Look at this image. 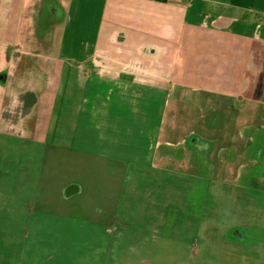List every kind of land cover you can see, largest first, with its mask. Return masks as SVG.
<instances>
[{"label":"rangeland","instance_id":"374dc122","mask_svg":"<svg viewBox=\"0 0 264 264\" xmlns=\"http://www.w3.org/2000/svg\"><path fill=\"white\" fill-rule=\"evenodd\" d=\"M61 4L58 0H36L31 15L39 28L43 27L42 19L49 17L52 26H63L59 33L60 52L74 66L98 48L106 47L110 24L119 23H102L104 38H100L94 14L89 13L91 0H79L81 16L77 18H66ZM66 5L75 6L76 2L70 0ZM216 25L211 23L202 32L195 25L180 22L178 35L184 31L185 36L167 42L173 53L164 61L174 62L179 74H173V82H182L183 74H188L193 93H187L186 101L178 95L168 98L171 84L160 89L164 107L160 133H140L160 123L150 116L153 110L160 109L154 99L158 88L141 87L147 78L137 70H129L133 86L127 94L115 91L111 102H106L105 96L98 102L105 101L113 116H108L102 105V116H93L92 88L77 94L85 99L83 110L76 107L68 117L63 113V123L66 119L77 128L72 135L74 148L56 163L57 173L42 175V159L54 158L53 154L47 155L41 144L25 141L18 155L20 166L11 174L12 179H0V210L8 216L2 220L4 228L0 230V264H57L48 262V256L61 260L59 264H133L135 259L148 260L150 264H230L233 260L235 264H264V200L238 198L230 185L219 181L232 180L237 167L232 166L231 172L223 166V159L230 153L226 150L233 147L241 153L248 142L245 131L262 123L256 111L264 107V53L259 56V65L250 64L249 59L253 49L262 48V41L264 46V34L253 30L228 37L220 33L222 23L219 29H215ZM120 56L116 60L121 61ZM236 56L243 61L237 63L240 69L234 74L238 85L234 87L231 80L220 84L223 59L234 60ZM132 63L143 66L145 75L154 70L139 65L143 64L140 60ZM68 79H72L71 75ZM215 110L218 112L211 115ZM113 135H117L119 144L111 145L109 138ZM190 135L198 143L190 141L187 145L188 155L181 169L163 168L166 162H172L166 156L170 151L159 154L156 143L161 140L168 150L174 145L184 147ZM149 143L153 149L147 157ZM71 181L82 189L76 200L50 209L47 222L40 214L29 222L33 199L25 194L27 188H36L40 199H47L57 186ZM190 186L209 197L201 209L188 207ZM55 210L61 211L55 214ZM168 212L174 215V221L165 226L164 215ZM161 217L162 223L158 220ZM241 220L248 224V240L237 245L228 234Z\"/></svg>","mask_w":264,"mask_h":264},{"label":"crops","instance_id":"0c3cea01","mask_svg":"<svg viewBox=\"0 0 264 264\" xmlns=\"http://www.w3.org/2000/svg\"><path fill=\"white\" fill-rule=\"evenodd\" d=\"M58 1L62 2V14H65L66 18L81 16L78 9L79 0H75L76 5L70 7L66 5L70 0ZM35 2L36 0H0V72L6 67V56L12 53H48L53 57L55 69L61 72L63 77L64 101L62 112L68 117L76 107L83 110L85 99L83 100L78 95L82 89L92 88L93 93L91 94L94 96L91 99L94 103L92 107L94 109L93 116L99 118V116H102V112L99 110L100 105L106 108L105 111L107 110L108 116L114 115L106 102L112 101L110 96H113L115 91H123V94H127L129 88L133 86L131 84L132 77L128 71L137 70L147 78L145 84L141 87L153 86L158 88L154 99L155 102H159L158 107H160V109H155L150 114L151 119L154 117L160 120L159 124L142 129L143 126L137 123L142 129L141 134H145V130H149L150 133L161 132L164 107L162 105L163 97L159 92L162 93L160 89L165 84H171L168 98L169 96L178 95V97L182 96L184 100L188 101L189 91L192 92L190 88L193 87V83L190 82L189 75L183 74L185 78L182 79V82L181 80L177 83L173 82L172 78L175 77L173 74L179 75L176 66L174 62L164 61L173 53V49L168 46L167 42L175 37L185 36L184 31L182 35H178L180 33V22L185 23V26L195 25L202 32H204V29H208L211 23H217L218 25L222 23V30L219 32L227 34L228 37L239 32V34H250L253 30L264 34V20L262 21L264 18V0H168L165 4L146 0H91L90 8L92 11L89 13L94 14L92 19L96 24L97 35H100V38H104L103 29L105 28L102 23L115 20L119 24L109 23L111 25L108 28L110 35L106 47L98 48L91 57L71 66L65 61L66 59L63 58L60 52L59 33L63 26L56 24L52 26L49 17L46 20L42 19L43 27L39 28L31 15V9L35 7ZM122 5L124 7H121ZM220 21L228 24L223 25V22ZM218 25L215 26V29H219ZM111 28L113 29L110 30ZM41 29L44 31L43 35ZM258 33L256 36L261 39ZM95 38L98 39L99 37ZM164 39L167 40L164 42ZM159 43H162V45ZM49 45L50 50H46ZM253 50L250 52L249 62L250 64L258 63L259 65V56L264 53L263 41L260 50L256 48ZM242 51H240V56H242ZM233 53L239 56L238 52L234 51ZM120 55L123 59L121 61L116 60L115 57H121ZM163 55L167 58H162ZM237 56V59L225 58L222 61L223 69L225 71L230 70L228 77L234 83V87L238 85L234 81V74H237L240 69L236 66L242 60L241 57ZM147 58L150 62H146ZM137 60L143 63L139 65H146L150 70H154L145 75L142 73L143 66L136 67L132 63ZM232 66L236 69L233 70ZM257 70H259V67H257ZM69 74L72 77L70 81L68 79ZM225 86L227 87L226 84ZM174 88L175 92L173 91ZM104 96L106 102L102 101L98 105L99 100ZM114 109L116 108L114 107ZM236 109L241 114L244 113L242 110ZM91 123L93 124L94 121H91ZM74 127L77 128L64 119L63 130L67 142H75V137L72 136L76 132ZM109 141L112 143L111 145L119 142L117 135L111 136ZM133 142H135V139H133ZM161 148H163V142L160 140L156 143L155 150ZM146 149H149V155L147 156L149 157L153 149L152 144L149 143ZM154 160L155 163L158 161L157 158H154ZM148 161L152 162L153 160L148 159ZM158 220L162 223V217Z\"/></svg>","mask_w":264,"mask_h":264},{"label":"flooded vegetation","instance_id":"af4514ba","mask_svg":"<svg viewBox=\"0 0 264 264\" xmlns=\"http://www.w3.org/2000/svg\"><path fill=\"white\" fill-rule=\"evenodd\" d=\"M6 58V67L0 72V179H12L11 174L20 166L21 161L18 155L26 140L44 146L47 155L53 154L54 158L44 157L42 159L41 174L57 173L56 163L63 160L67 150L74 148L73 143L67 142L63 130L64 84L61 72L55 69L53 57L48 53L15 52ZM226 74L230 75V70L221 72L220 84L225 78V82L229 80ZM35 95L38 96L36 105V101L33 99ZM21 105L25 109L35 106L30 112L19 110L13 115L7 112L17 106L19 108ZM262 108L256 111L257 117L260 115L263 118L262 123L251 125L245 131L248 142L243 147L242 152L238 153L233 147L226 150L227 153H230H225L223 166L228 171V168L230 169L237 164L232 180L228 181L226 178L219 180V176L217 177L221 183L230 185L231 191L238 198L251 196L254 199L264 200V111L259 113ZM217 112L215 110L211 115ZM254 113L253 111L255 116ZM195 139L190 135L185 140L184 147L174 145L171 150L159 149V154L163 150L170 151L166 156H170L172 159V162L169 164L166 162L163 168H171V171L180 170L182 162L188 155L186 152L187 145L190 141L198 143ZM210 147L214 148V145L210 143ZM39 178L41 179V177ZM25 192L28 194L27 197L31 196L33 199V204L28 212L29 222L35 216H39L38 214L42 215L44 221L47 222L50 209L65 207L67 203L76 200L81 194L79 185L73 181L57 186L47 199H40V195L37 194L39 192L34 187L27 188ZM187 194L188 207L201 209L206 202H209V197L194 186H190ZM60 211L55 210V214ZM7 217V213L0 210V230L4 228L2 220ZM164 218L165 226L174 221V215L171 212L165 213ZM247 229L248 224L241 220L236 227L230 229L228 234L229 239L231 238L230 241L237 243V245L247 241ZM47 259L48 262L57 264L62 262L51 256H48ZM235 262L233 260L230 264H235ZM133 264L150 263L148 260L135 259Z\"/></svg>","mask_w":264,"mask_h":264},{"label":"water","instance_id":"95a60500","mask_svg":"<svg viewBox=\"0 0 264 264\" xmlns=\"http://www.w3.org/2000/svg\"><path fill=\"white\" fill-rule=\"evenodd\" d=\"M33 99L36 101V103H35V105L38 103V96L37 95H35L34 97H33ZM33 102V101H32ZM34 105V106H35ZM31 106V105H30ZM34 106H31V107H28L27 109H25V108H23L22 107V105L18 108V106L17 107H15V108H13V109H11V110H9V111H7L10 115H13V114H16V113H18L19 112V110L20 111H26V112H30L31 110H32V108L34 109ZM82 192V189L80 188V193Z\"/></svg>","mask_w":264,"mask_h":264},{"label":"trees","instance_id":"16d2710c","mask_svg":"<svg viewBox=\"0 0 264 264\" xmlns=\"http://www.w3.org/2000/svg\"><path fill=\"white\" fill-rule=\"evenodd\" d=\"M146 1H150V2H156V3H163V4H165V3H167L168 2V0H146ZM264 20V18L262 19V21ZM261 21V22H262Z\"/></svg>","mask_w":264,"mask_h":264}]
</instances>
